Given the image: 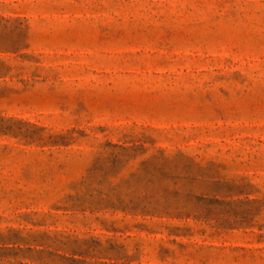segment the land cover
<instances>
[{
	"label": "rangeland",
	"instance_id": "rangeland-1",
	"mask_svg": "<svg viewBox=\"0 0 264 264\" xmlns=\"http://www.w3.org/2000/svg\"><path fill=\"white\" fill-rule=\"evenodd\" d=\"M0 264H264V0H0Z\"/></svg>",
	"mask_w": 264,
	"mask_h": 264
}]
</instances>
